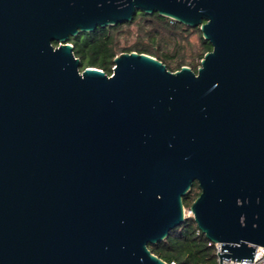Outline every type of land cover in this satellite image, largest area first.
I'll list each match as a JSON object with an SVG mask.
<instances>
[{
  "label": "water",
  "instance_id": "water-1",
  "mask_svg": "<svg viewBox=\"0 0 264 264\" xmlns=\"http://www.w3.org/2000/svg\"><path fill=\"white\" fill-rule=\"evenodd\" d=\"M154 14L199 28L194 72L70 38ZM55 43L57 46H55ZM218 261L264 249V0H0V264H167L184 198Z\"/></svg>",
  "mask_w": 264,
  "mask_h": 264
},
{
  "label": "trees",
  "instance_id": "trees-1",
  "mask_svg": "<svg viewBox=\"0 0 264 264\" xmlns=\"http://www.w3.org/2000/svg\"><path fill=\"white\" fill-rule=\"evenodd\" d=\"M133 27H136V41L130 46H121L122 39H128L134 34ZM194 31L200 32L197 59L201 61L206 53L212 51V46L203 39L200 29L180 24L158 13L139 12L130 22L79 33L70 38L69 43L73 45L75 57L81 61V70L96 68L110 76L117 56L137 52L156 58L172 72L183 66H191L197 72L198 64L186 62L182 45V41H188ZM199 195L200 189L195 183L184 198V207L190 208ZM149 250L167 264H219L215 244L201 233L191 216L172 230L165 240L149 245Z\"/></svg>",
  "mask_w": 264,
  "mask_h": 264
},
{
  "label": "rangeland",
  "instance_id": "rangeland-1",
  "mask_svg": "<svg viewBox=\"0 0 264 264\" xmlns=\"http://www.w3.org/2000/svg\"><path fill=\"white\" fill-rule=\"evenodd\" d=\"M134 31V34L130 36V38L122 39L121 40V46H130L136 41V27H133L132 29ZM200 32L194 31L191 33V35L188 38V41H182V45L185 48V60L186 62H195L198 64V68L200 67L199 64H201V61H198L197 54L200 50ZM194 59V60H193ZM190 67L191 66H187ZM192 69V68H191ZM184 214L185 217L192 216L190 212V208H184Z\"/></svg>",
  "mask_w": 264,
  "mask_h": 264
},
{
  "label": "built area",
  "instance_id": "built-area-1",
  "mask_svg": "<svg viewBox=\"0 0 264 264\" xmlns=\"http://www.w3.org/2000/svg\"><path fill=\"white\" fill-rule=\"evenodd\" d=\"M215 247L217 249V253L221 251L220 245L215 244ZM221 264H264V249L263 248L257 249L252 262H238V263H236V261L231 262L228 260H224L221 262Z\"/></svg>",
  "mask_w": 264,
  "mask_h": 264
}]
</instances>
